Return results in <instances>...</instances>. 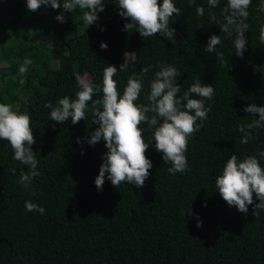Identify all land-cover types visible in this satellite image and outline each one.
Segmentation results:
<instances>
[{"label":"trees","instance_id":"trees-1","mask_svg":"<svg viewBox=\"0 0 264 264\" xmlns=\"http://www.w3.org/2000/svg\"><path fill=\"white\" fill-rule=\"evenodd\" d=\"M117 2L102 0L104 10L87 26L86 10L68 13L41 6L33 12L26 0H0V103L30 116L36 141L31 148L40 172L24 188L21 176L28 167L14 160L9 142L0 139V264H264V210L253 216L249 205L248 213H241L215 188V177L230 155L264 150V127L255 129V139L247 144L240 143L237 131L238 125L258 119L243 108L249 103L264 106L260 0H251L248 9L242 57L209 16L214 13L223 21L221 8L227 0H220L217 8H209L207 0H194L192 7L188 0H173L180 9L179 16L170 17L174 42L159 34L144 38L135 29L124 31L128 21L118 15ZM198 6L204 8L203 16L196 14ZM57 15H63V22ZM211 35L221 37L216 52L223 53V60L204 50ZM101 43L107 44L106 50ZM125 52L136 57L113 77L121 94L129 76L149 68L137 104L148 103L150 82L162 64L179 70L178 96L197 79L215 92L205 101L211 111L203 127L189 138L187 171L168 173L171 164H164L162 153L151 144V130L143 124L150 144L145 155L152 163L144 186L125 182L115 188L106 173L98 191L94 181L107 149L103 141L86 142L98 127L92 122L91 103L85 120L75 125L71 118L63 124L51 121L44 105H55L66 95L75 99L79 86L74 73L101 84L104 67L119 70ZM25 58L32 64L21 75L18 69ZM260 165L264 168V160ZM25 201L45 212L27 211Z\"/></svg>","mask_w":264,"mask_h":264},{"label":"clouds","instance_id":"clouds-1","mask_svg":"<svg viewBox=\"0 0 264 264\" xmlns=\"http://www.w3.org/2000/svg\"><path fill=\"white\" fill-rule=\"evenodd\" d=\"M207 3L209 8L220 6V0H207ZM117 4L118 15L128 21L123 26L124 31L135 29L140 37L147 38L159 34L166 40L175 41V29L170 27V17L173 14L179 16L180 9L173 0H162L159 4L158 0H118ZM193 4L194 0H188L189 7ZM250 5L251 0H227L221 8L223 21L218 20L214 13H209L210 18L219 25L220 32L232 42L235 55L239 57H242L246 50L245 32L249 28L246 21ZM41 6L63 8L68 13L77 8L86 10L83 12V20L87 26L95 24L98 20L97 13L104 10L102 0H63L62 4L58 0H26V8L29 11L34 12ZM257 10L264 13V0H260ZM195 12L198 16H203L204 8L198 6ZM55 19L63 22L64 17L57 15ZM220 43V35H211L204 50L214 53ZM260 43L264 45V23L260 26ZM100 47L106 50L107 44L101 43ZM216 55L223 60L222 52H216ZM124 57L119 70L110 64L104 67L101 84H93L87 74L82 76L80 73H74L79 86L75 99L66 95L55 105L51 102L44 105L49 109L51 121L63 124L71 118V123L75 125L85 120V113L91 103L94 117L92 122L98 127L86 142L95 145L103 141L107 149L94 181L98 191L102 190L106 173L107 180L115 188L125 182L137 188L144 186L152 163L145 155L150 144L144 139V132L140 127L143 124H147L151 130V144L157 152L162 153L164 164H171L167 169L168 173L174 175L187 171L185 153L189 138L203 127V122L211 111L210 106L206 107L205 101L212 100L215 92L211 84H203L197 79L182 96H178L181 88L176 80L180 72L175 66L162 64L150 82V91L146 97L148 103L137 104L135 102L142 91V77L147 76L149 68H141L142 75L133 73L129 76L121 94L113 77L118 71L126 70L130 63H135L136 53L125 52ZM31 64L32 60L25 58L18 69L19 73L26 74ZM97 93H102L101 97L93 99ZM194 96L199 99L193 98ZM243 111L258 114V119H252L251 122L237 127V131L242 134L240 143L247 144L255 139L254 130L264 127V106L249 103ZM149 113L152 115L149 116ZM0 139L9 142L13 159L28 167V171L21 176V183L24 188H29L33 178L40 175L37 170L38 161L31 148L36 141L30 116L14 110L11 104L0 103ZM76 142L79 144L80 138H77ZM260 160H264V150H260L256 155L242 157L232 154L225 160L215 177V188L226 204L229 207L235 206L237 211L244 214L248 213V206L252 205L253 216H258L259 212L264 210V168L261 167ZM10 171L15 174V169ZM25 209L41 214L45 212L43 207L30 201H25ZM196 226L201 227L202 222L198 221Z\"/></svg>","mask_w":264,"mask_h":264}]
</instances>
